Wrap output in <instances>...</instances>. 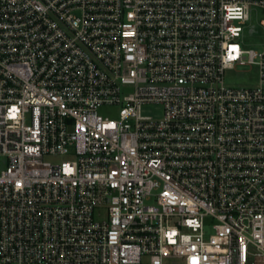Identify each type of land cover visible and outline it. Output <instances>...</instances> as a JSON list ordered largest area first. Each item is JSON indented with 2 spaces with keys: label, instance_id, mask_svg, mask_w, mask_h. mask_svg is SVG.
I'll list each match as a JSON object with an SVG mask.
<instances>
[{
  "label": "built area",
  "instance_id": "built-area-1",
  "mask_svg": "<svg viewBox=\"0 0 264 264\" xmlns=\"http://www.w3.org/2000/svg\"><path fill=\"white\" fill-rule=\"evenodd\" d=\"M253 9L0 0V264H264ZM246 66L256 86L226 84Z\"/></svg>",
  "mask_w": 264,
  "mask_h": 264
},
{
  "label": "rangeland",
  "instance_id": "rangeland-1",
  "mask_svg": "<svg viewBox=\"0 0 264 264\" xmlns=\"http://www.w3.org/2000/svg\"><path fill=\"white\" fill-rule=\"evenodd\" d=\"M264 13L260 9H253L251 19L244 27V40L247 49H254L258 52L264 51V28L261 21ZM226 84L230 86H256L259 82V69L256 66L238 67L228 72L225 78ZM119 109L117 107L104 106L99 110L100 115L110 119H116ZM142 115L161 119L163 117V107L158 104H146L142 107ZM67 156H46L45 161L52 164H61L68 161Z\"/></svg>",
  "mask_w": 264,
  "mask_h": 264
}]
</instances>
